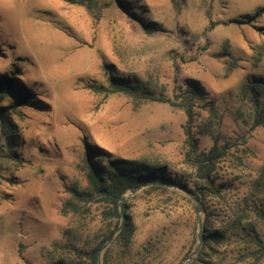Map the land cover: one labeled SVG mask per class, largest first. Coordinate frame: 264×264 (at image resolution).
<instances>
[{
  "label": "rangeland",
  "instance_id": "1",
  "mask_svg": "<svg viewBox=\"0 0 264 264\" xmlns=\"http://www.w3.org/2000/svg\"><path fill=\"white\" fill-rule=\"evenodd\" d=\"M260 7L264 0H0V80L15 79L11 91L0 90V106L16 100L18 86L33 97L1 110L10 130L1 129L0 117V264L76 259L120 226L122 216L112 215L99 196L80 202L79 210L67 204L68 187L88 185V144L114 158L164 166L165 174L193 188L188 116L176 97L191 82L203 89L192 117L198 150L212 147L213 136L221 147L235 145L230 152L244 164L231 156L220 162L217 181L229 185L230 202L249 193L264 165V127H253L250 106L239 100L246 83L264 79ZM136 18L158 29L148 32ZM107 68L138 80L141 95L108 92ZM173 185L124 195L133 234L127 245L110 242L101 264L186 263L199 244V210ZM263 196L264 189L253 199ZM209 202L217 211L223 203ZM216 218L214 229L224 217ZM241 248L235 241L214 245L198 263L247 264L236 259Z\"/></svg>",
  "mask_w": 264,
  "mask_h": 264
},
{
  "label": "trees",
  "instance_id": "2",
  "mask_svg": "<svg viewBox=\"0 0 264 264\" xmlns=\"http://www.w3.org/2000/svg\"><path fill=\"white\" fill-rule=\"evenodd\" d=\"M67 1L82 5L87 4V0ZM92 1L94 0H88V3ZM128 13L130 16L135 17L133 12L129 11ZM262 13H264V7L258 9L257 15H261ZM136 19L142 23L148 32H153L158 29L153 22L152 24H145L139 18ZM252 20H254V18ZM248 21L250 20H246V22ZM108 71H111L109 76L110 86L106 89L108 92L122 91L132 95H141V85L138 80H132L121 74H117L111 69H108ZM14 82V76L7 77V80H0V90L6 92L11 91L13 89L11 85H13ZM89 87L99 92L105 89L103 86L96 84H90ZM15 89L19 91H17L18 97L16 100L12 104L0 106L2 130H10V128H8L10 122L8 120V112H1V110H10L11 108L27 105L29 101L33 99L30 93H27V91L24 93L22 91V87L18 86V88ZM142 91L147 97L155 99L153 96H150V92L145 90ZM202 96L203 89L196 82L180 86V92L176 95L177 99L180 100L178 105L185 110L188 116V121L184 126L186 143L189 146V150L186 152V161L191 162V165L194 167V175L197 180L195 186L190 188L189 191L201 200L205 211V217L203 219L205 230L204 240L196 258L191 264H199L198 261H206V257L209 256V252L214 249V245L217 246L227 241H235L236 244L242 246L236 256L237 260L247 264H264V196L257 201L253 199L254 194L264 189V165L254 178L249 193L244 194L240 198L238 197L232 202L226 200V191L229 185L225 182L220 183L217 181L219 177V163L229 159L230 156L235 157L237 163L241 165H243L244 162L240 155L230 152V149L235 145L228 143L221 147L219 145L218 136H213L215 143L208 150H198L193 140L192 117L194 115L193 109L196 99ZM239 101L242 105L246 104L250 106L253 127H264V79L259 78L246 83L241 88ZM172 103L175 105V102ZM214 107L215 106H212V112L215 110ZM201 129H203V127H201ZM206 132L208 131L206 130ZM9 139L11 143L15 142L10 136ZM241 142L245 144L246 137H243ZM13 147V145H10V149ZM244 150L248 151V148L244 147ZM100 158L104 159V161L100 162ZM86 163L89 169L87 172L88 185L86 189L79 190L76 186L68 187V191L72 194V199L69 200L67 204L71 205L73 210H79L80 202L89 203L95 200L96 196H99L101 198L99 199L100 201H104L111 205L110 213L112 215L121 217L120 200L128 191L134 188L151 182L161 181L175 183L184 188L188 187L186 183H182L174 179L171 175L165 174L164 166L157 167L138 160L114 158L108 152L101 148H93L90 144L86 146ZM148 186L151 188H164L158 183L149 184ZM210 197L223 201L218 211L216 208H212L209 202ZM124 204L126 207L127 204ZM195 207L198 209L196 203ZM126 214L127 219L124 227L116 234L111 243L118 242L123 245L129 243L134 228L129 221L130 216L127 213V209ZM216 216L224 217L221 218L219 224L220 228L218 229L213 228L214 222L217 221ZM113 231L114 230H109L97 247L93 248L90 252L81 250L76 259L60 256L51 264H98L100 249ZM233 237H235L236 240H231Z\"/></svg>",
  "mask_w": 264,
  "mask_h": 264
},
{
  "label": "water",
  "instance_id": "3",
  "mask_svg": "<svg viewBox=\"0 0 264 264\" xmlns=\"http://www.w3.org/2000/svg\"><path fill=\"white\" fill-rule=\"evenodd\" d=\"M160 184V185H169V182H166V181H161V182H151V183H148V184H144L142 186H139L137 188H134L131 190V194H134L137 189H140L141 187H144V186H148L149 184ZM175 187H179V188H182L183 190H185L190 196L193 197V199L196 201L197 205H198V210H199V244H198V247L200 245H202L203 243V240H204V229H203V219H202V212L204 210L203 208V204L201 202V200L196 197L191 191H189L188 189H185L181 186H178V185H173ZM128 198V196H123L120 200V211H121V216H122V222L120 224V226L112 232V234L109 236L108 240L105 242V244L103 245V247L101 248L100 252L102 250H104L108 244L113 240V238L116 236V234L124 227V224L126 222V219H127V214H126V207H125V201L126 199ZM198 247L193 251V253L188 257L187 261L185 264H190L192 262V260L194 259L195 255L197 254V251H198ZM98 264H101V261L99 260V263Z\"/></svg>",
  "mask_w": 264,
  "mask_h": 264
}]
</instances>
